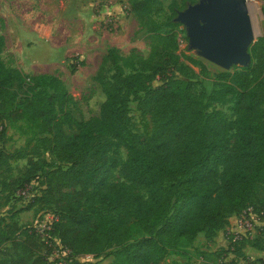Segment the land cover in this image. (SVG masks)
Instances as JSON below:
<instances>
[{
    "label": "trees",
    "instance_id": "1",
    "mask_svg": "<svg viewBox=\"0 0 264 264\" xmlns=\"http://www.w3.org/2000/svg\"><path fill=\"white\" fill-rule=\"evenodd\" d=\"M128 1L155 41L146 56L107 48L112 71L95 76L104 93L97 115H75L54 73L28 75L0 55V120L23 119L27 142L36 136L53 157L28 156L6 185L37 181L38 191L18 210L51 206L55 216L46 240L32 224H3L0 264H56L48 258L55 242L69 249L70 264H104V255L111 257L106 264H166V255H188L184 243L199 232L211 239L247 206L264 220V35L249 45L246 65L219 71L214 87L196 92L194 71L176 51V28L178 12L197 0H168L161 20L151 16L150 0ZM3 44L0 34V51ZM131 99L151 120L145 136L131 122ZM226 102L232 118L215 106ZM132 221L139 236H131ZM238 244L229 238L226 246ZM226 251L199 255L214 263Z\"/></svg>",
    "mask_w": 264,
    "mask_h": 264
},
{
    "label": "rangeland",
    "instance_id": "2",
    "mask_svg": "<svg viewBox=\"0 0 264 264\" xmlns=\"http://www.w3.org/2000/svg\"><path fill=\"white\" fill-rule=\"evenodd\" d=\"M231 7L230 0H226ZM241 2L238 7L245 13L248 25V43L244 50L230 48L226 60L213 57L207 50L197 48L192 40L200 35L202 20L191 10L200 4L210 5L211 0H197L180 13L181 23L176 28L178 39L177 52L181 59L189 63L194 71L193 89L209 91L215 86V75L222 70L244 66L250 61L248 47L259 36L264 35V16L261 12L263 0H233ZM168 0H150L151 16L161 20L167 13ZM128 0H0V34L4 44L0 55L8 66L18 67L30 75L50 72L62 81L75 104H68L75 115L87 118L99 113L104 93L95 79L98 71L108 75L112 71L111 62L106 58L107 48L113 47L122 55L135 51L142 56L150 52L155 38L127 7ZM256 5V8L254 6ZM75 64V65H74ZM231 103H216L232 118ZM128 109L134 129L145 136L151 128L148 113L143 112L136 100H129ZM0 227L11 221L20 225L40 223L41 226L51 216V206L34 205L30 209L18 210L36 193L40 187L37 181H31L20 188L6 183L23 172L28 166L27 157L40 156L51 160L53 157L44 149L36 136L27 142L31 135L28 124L23 119L0 120ZM37 150V152H35ZM125 149L119 147L117 155L125 158ZM113 177L119 178L117 170ZM24 190L27 197L17 191ZM252 222L232 253L226 254L225 264H264V223L261 213ZM229 222L226 225L229 228ZM228 228L217 230L211 239L199 232L186 256L168 254L166 264H205L199 260V250L225 249L230 232ZM132 237L142 232L132 221ZM101 263H108L109 255L100 256ZM230 257H232L230 259ZM230 260V261H229ZM207 264H216L207 263Z\"/></svg>",
    "mask_w": 264,
    "mask_h": 264
},
{
    "label": "water",
    "instance_id": "3",
    "mask_svg": "<svg viewBox=\"0 0 264 264\" xmlns=\"http://www.w3.org/2000/svg\"><path fill=\"white\" fill-rule=\"evenodd\" d=\"M230 3L235 4L234 7L226 0H211L210 5L200 4L191 10L192 14L197 13L202 20L201 33L192 40L193 45L221 60L227 59L230 48L244 50L248 43L243 6L242 9L235 8L242 3L233 0ZM184 10L178 12V19Z\"/></svg>",
    "mask_w": 264,
    "mask_h": 264
},
{
    "label": "built area",
    "instance_id": "4",
    "mask_svg": "<svg viewBox=\"0 0 264 264\" xmlns=\"http://www.w3.org/2000/svg\"><path fill=\"white\" fill-rule=\"evenodd\" d=\"M128 7V5H127ZM17 192H20L24 195V197H27V193L24 190H18ZM257 213L251 206L245 207L241 212L237 214H233V219L231 222L229 221V228L225 226V228L229 229L230 232V238L233 241H240L244 236L245 232L247 230L252 229V222H254L257 218ZM55 218L53 214H51L50 218L48 219L47 222H44V224L34 222L32 223V226L34 229L39 233L40 237L44 240H46L47 233L50 229V223L51 221ZM229 243V241H228ZM227 251L225 254H223L220 258H218L216 264H225L227 262L226 258L228 257L226 254H230L233 252V245L226 246ZM69 252V249L66 247H63L61 244L58 242H55L52 250L50 251L48 258L52 259L56 262V264H70V259H67L65 256ZM91 257V254H81L78 256L80 259H86ZM232 257H230L231 259ZM230 261V260H229ZM249 261H244L243 264H247ZM240 264V263H239Z\"/></svg>",
    "mask_w": 264,
    "mask_h": 264
},
{
    "label": "crops",
    "instance_id": "5",
    "mask_svg": "<svg viewBox=\"0 0 264 264\" xmlns=\"http://www.w3.org/2000/svg\"><path fill=\"white\" fill-rule=\"evenodd\" d=\"M233 219V214L232 215H230L229 217H228V222L230 221L231 222V220ZM193 241H195V238H194V240ZM193 241L191 242L192 244H193ZM190 243V244H191ZM187 248H189V246L187 247ZM199 260H201V257H200V255H199ZM202 261V260H201Z\"/></svg>",
    "mask_w": 264,
    "mask_h": 264
},
{
    "label": "bare ground",
    "instance_id": "6",
    "mask_svg": "<svg viewBox=\"0 0 264 264\" xmlns=\"http://www.w3.org/2000/svg\"><path fill=\"white\" fill-rule=\"evenodd\" d=\"M245 20H246V17H245ZM246 26H247V32H248V25H247V21H246ZM249 35V32L247 33Z\"/></svg>",
    "mask_w": 264,
    "mask_h": 264
}]
</instances>
